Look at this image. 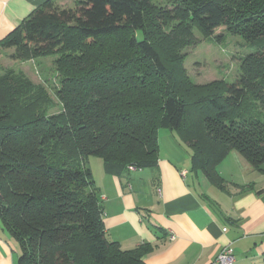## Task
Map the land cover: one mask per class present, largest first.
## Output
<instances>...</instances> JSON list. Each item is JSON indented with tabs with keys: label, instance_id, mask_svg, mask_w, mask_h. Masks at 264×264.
Listing matches in <instances>:
<instances>
[{
	"label": "trees",
	"instance_id": "obj_1",
	"mask_svg": "<svg viewBox=\"0 0 264 264\" xmlns=\"http://www.w3.org/2000/svg\"><path fill=\"white\" fill-rule=\"evenodd\" d=\"M220 28L249 54L232 83L195 85L182 65L193 31ZM8 50L57 55L59 77L56 103L23 73L0 74V223L17 264H145L149 247L106 237L89 159L111 176L153 169L160 130L218 190L231 152L264 175V0H46L0 40Z\"/></svg>",
	"mask_w": 264,
	"mask_h": 264
},
{
	"label": "crops",
	"instance_id": "obj_2",
	"mask_svg": "<svg viewBox=\"0 0 264 264\" xmlns=\"http://www.w3.org/2000/svg\"><path fill=\"white\" fill-rule=\"evenodd\" d=\"M45 1L0 0V40ZM158 146L153 169L111 176L100 163L94 180L108 240L124 251L146 245L145 264H210L226 246L233 264H264V175L231 152L217 167L223 192L191 170L187 148L171 132H158ZM235 185L253 189L239 194ZM18 254L0 223V264H17Z\"/></svg>",
	"mask_w": 264,
	"mask_h": 264
},
{
	"label": "rangeland",
	"instance_id": "obj_3",
	"mask_svg": "<svg viewBox=\"0 0 264 264\" xmlns=\"http://www.w3.org/2000/svg\"><path fill=\"white\" fill-rule=\"evenodd\" d=\"M73 1L59 0L58 5L62 8L71 7ZM157 1L162 2V0ZM193 32L196 44L185 51L187 57L182 64L189 79L200 86L219 81L232 83L239 75L242 59L249 54L247 45L239 37L226 33L224 28L216 30L212 37H204L197 29ZM12 52L13 50L0 51V74L8 70L23 73L34 85L45 89L49 98L57 103L54 89L59 85V77L55 71L54 62L58 56L50 55L14 61L9 59ZM50 112H59V107ZM100 163L102 161L99 158L89 159L93 180L97 178ZM14 244L18 250L16 242Z\"/></svg>",
	"mask_w": 264,
	"mask_h": 264
},
{
	"label": "built area",
	"instance_id": "obj_4",
	"mask_svg": "<svg viewBox=\"0 0 264 264\" xmlns=\"http://www.w3.org/2000/svg\"><path fill=\"white\" fill-rule=\"evenodd\" d=\"M129 170H134V168L129 167ZM223 231H225V229ZM233 262H234L233 251L230 246H226L221 249L216 259L210 264H233Z\"/></svg>",
	"mask_w": 264,
	"mask_h": 264
}]
</instances>
